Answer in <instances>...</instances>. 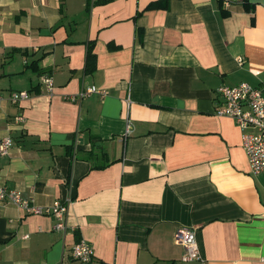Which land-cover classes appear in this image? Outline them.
<instances>
[{"label":"crops","instance_id":"1","mask_svg":"<svg viewBox=\"0 0 264 264\" xmlns=\"http://www.w3.org/2000/svg\"><path fill=\"white\" fill-rule=\"evenodd\" d=\"M239 82L264 96V0H0V182L70 199L64 232L0 206V264H74L81 238L100 264H197L181 227L204 264H264V172L215 113ZM90 85L106 94L67 99Z\"/></svg>","mask_w":264,"mask_h":264},{"label":"built area","instance_id":"2","mask_svg":"<svg viewBox=\"0 0 264 264\" xmlns=\"http://www.w3.org/2000/svg\"><path fill=\"white\" fill-rule=\"evenodd\" d=\"M238 61L241 63L243 60L239 58ZM40 82L51 94L53 91L52 77L49 74H42ZM216 91L221 100L215 113L232 118L242 131L241 144L247 155L252 174L264 172V96L261 89L247 82H239L235 85H220ZM93 93L104 96L106 91L90 85L82 88L76 95H69L67 99L77 101ZM28 97L29 92L25 90L12 91L9 94L11 103H17ZM15 120L23 122V114L16 115ZM126 130L128 131V125ZM12 146L13 139L9 135L0 137L1 155H7ZM69 200H54L49 205H41L33 199L23 197L18 189L8 188L0 182V206L10 202L28 214L51 215L55 219L54 229L63 232L68 228L66 216ZM173 240L183 247L181 260L204 264L192 227L178 228L173 234ZM70 257L74 264H100L92 245L83 238L73 243L70 248Z\"/></svg>","mask_w":264,"mask_h":264},{"label":"trees","instance_id":"3","mask_svg":"<svg viewBox=\"0 0 264 264\" xmlns=\"http://www.w3.org/2000/svg\"><path fill=\"white\" fill-rule=\"evenodd\" d=\"M92 1H94V0H92ZM94 59H95V56L90 51V47H88L87 55H86V67L88 69H92L93 68V66H94Z\"/></svg>","mask_w":264,"mask_h":264}]
</instances>
